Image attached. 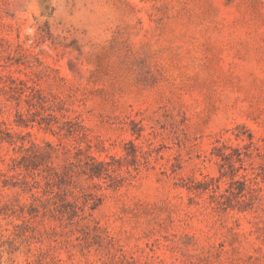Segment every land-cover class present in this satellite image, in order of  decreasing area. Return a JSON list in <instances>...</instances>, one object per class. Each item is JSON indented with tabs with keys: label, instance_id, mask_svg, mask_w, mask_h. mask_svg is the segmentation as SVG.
I'll return each instance as SVG.
<instances>
[{
	"label": "rangeland",
	"instance_id": "obj_1",
	"mask_svg": "<svg viewBox=\"0 0 264 264\" xmlns=\"http://www.w3.org/2000/svg\"><path fill=\"white\" fill-rule=\"evenodd\" d=\"M0 264H264V0H0Z\"/></svg>",
	"mask_w": 264,
	"mask_h": 264
}]
</instances>
